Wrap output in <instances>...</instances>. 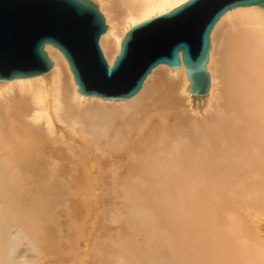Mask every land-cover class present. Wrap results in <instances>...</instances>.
Returning <instances> with one entry per match:
<instances>
[{
  "label": "bare ground",
  "instance_id": "6f19581e",
  "mask_svg": "<svg viewBox=\"0 0 264 264\" xmlns=\"http://www.w3.org/2000/svg\"><path fill=\"white\" fill-rule=\"evenodd\" d=\"M92 1L108 25L99 45L112 65L132 25L186 0ZM235 13L246 29L226 32L229 46L218 55L224 43L215 30ZM210 41L201 109L190 108L201 95L189 91L183 63L154 67L130 98L102 97L80 92L64 54L46 44L53 61L47 72L0 79V264H65L81 242L86 249L74 264H86L89 249L93 264H228L229 256L251 250L264 208L241 206L238 194L247 190L246 168L264 161V129L255 135L264 112H254L264 105L255 60L264 59V7L228 10ZM249 50L254 54L241 64L238 55ZM158 70L170 78L153 84ZM226 192L233 194L226 208L228 222L238 220L234 228L210 209ZM120 206L127 212L112 215ZM111 222L124 224L112 243L104 231L90 248L97 229ZM189 230L201 254L188 243ZM211 252H220L216 263ZM259 254L249 262H264V250Z\"/></svg>",
  "mask_w": 264,
  "mask_h": 264
},
{
  "label": "water",
  "instance_id": "95a60500",
  "mask_svg": "<svg viewBox=\"0 0 264 264\" xmlns=\"http://www.w3.org/2000/svg\"><path fill=\"white\" fill-rule=\"evenodd\" d=\"M250 5L264 7V0H186L132 25L110 65L99 45L108 25L98 3L0 0V79L47 72L53 61L45 45L51 44L64 54L82 93L130 98L157 65L183 63L189 91L203 95L212 28L228 10Z\"/></svg>",
  "mask_w": 264,
  "mask_h": 264
},
{
  "label": "rangeland",
  "instance_id": "374dc122",
  "mask_svg": "<svg viewBox=\"0 0 264 264\" xmlns=\"http://www.w3.org/2000/svg\"><path fill=\"white\" fill-rule=\"evenodd\" d=\"M96 3V2H95ZM246 11L247 10H239V12L237 11V14H239V15H241V14H244V13H246ZM102 13V12H101ZM237 14L235 13V14H231V15H229V16H227L225 19H223V21L220 23V25L219 26H217V29L215 30V37H216V40L219 42V44L218 45H220V44H222V42L224 43V45H221L219 48L217 47L216 48V52H217V54L219 53V54H221L222 52H223V50L224 49H226V47L225 46H229L228 45V43H226L225 41V39H224V35H226V32H230V33H232L233 35H236L237 33H241V31L243 32V30H241V29H244L245 28V26H243V25H239V23L236 21V18L235 17H237ZM238 15V16H239ZM235 19V20H234ZM232 21H234V23L232 22ZM236 21V22H235ZM244 27V28H243ZM246 29V28H245ZM225 33V34H224ZM239 33V34H240ZM227 36V35H226ZM225 36V37H226ZM225 41H224V40ZM242 40L244 41L243 42V44L245 43L246 44V39L244 38V36H243V38H242ZM217 42V43H218ZM221 47L223 48V50H222V52H221ZM221 53H220V52ZM216 54V55H217ZM218 54V55H219ZM254 54V51L253 50H249V51H247V53L246 52H244V53H242L241 55H238V57H237V60H241V64H243V62L242 61H245V64H247V61L248 60H246V59H248V58H250V57H252L251 55H253ZM218 55H217V57H218ZM256 60V68L258 69V71H257V75L259 76V78H261L262 77V79H264V59H262V58H257V59H255ZM244 64V65H245ZM158 66V65H157ZM156 66V67H157ZM155 67V68H156ZM157 72V73H156ZM155 75H153L152 76V79H151V82L154 84V83H159V82H165V81H167V78H170V76L167 74V73H165V71H163V70H158V71H155V73H154ZM154 79V80H153ZM169 80V79H168ZM264 91V88L263 89H261V90H259V91H257V94H261L262 92ZM206 95H201V96H198V97H195V98H192L191 99V107L190 108H192V109H201L202 107L201 106H203V104H205L204 103V101H205V97ZM206 102V101H205ZM197 106H200V107H197ZM254 112L255 113H258V114H260V113H262V112H264V105H262V106H259V107H256V109H254ZM264 128H261V130L260 129H258V130H256L255 131V135H258L262 130H263ZM259 158L261 159V160H264V154H262V155H260L259 156ZM246 170H247V176L245 177V179L243 180V185H244V187H246V189L247 190H242V191H240L239 193L240 194H238L239 195V197H241L240 198V200L239 201H241V202H243V203H240V205L241 206H243V204H245L244 205V207L245 206H254L255 208H258L259 206L260 207H262V209L264 208V161L261 163V162H259V163H253V164H251L250 166H248L247 168H246ZM112 182V181H111ZM236 185V183H232V185ZM249 187V188H248ZM230 195H231V193H222L220 196H219V199H217L216 201H214L213 202V204L211 205V207H210V209L212 210V212H213V214H215V215H221L225 220H226V222H228L230 219V217H231V213L229 214V212L228 211H230V212H232V210L231 209H227L226 208V204H227V202H229V201H227L228 199L229 200H232L231 198H232V196H233V194H232V196L230 197ZM230 197V198H229ZM239 197H238V199H239ZM235 198V197H234ZM243 201H242V200ZM250 199V200H249ZM213 206V207H212ZM259 207V208H260ZM255 208L253 209V207H252V209L254 210L253 212L256 214L257 212H255L256 210H255ZM117 209L118 210H120V214H118V212L119 211H117ZM112 210V211H111ZM110 211H111V213H112V215H115V214H117V215H115V216H118V215H120L119 217H121L122 215H121V213L123 214L124 212H127V209L124 207V206H120L119 208L118 207H112V209H111ZM228 210V211H227ZM258 210V209H257ZM262 211V210H261ZM114 213V214H113ZM104 215L106 216L107 215V212L106 213H104ZM227 215H228V218H227ZM256 215H260V213H257ZM115 216H113V217H115ZM225 216V217H224ZM230 216V217H229ZM106 217H108V216H106ZM245 217V216H244ZM243 217V218H244ZM99 218H101V216L99 217ZM227 218V219H226ZM243 218H241V219H239V220H241V221H246V217L243 219ZM229 219V220H228ZM264 221V220H263ZM262 221V222H263ZM230 222V221H229ZM228 222V225L226 226V227H228L229 226V228L230 227H233L234 228V225H235V227H236V224L238 223V220L237 221H235L234 223H229ZM232 222V221H231ZM230 224V225H229ZM124 226V224H121V222H111V223H109L108 225H106V226H104V227H100V228H98L97 229V231L93 234V236H92V238H91V246H89L90 248L92 247V244H94V242H97V240L96 239H98L99 240V238L100 237H102V236H106L107 235V238H108V241H109V243L111 244L112 243V241H113V239H114V235L116 234V232L120 229V228H122ZM111 227V228H110ZM263 228V229H262ZM262 228H261V230L259 231V233L258 234H256L254 231L252 232L253 234L251 235V240H250V246H252L251 247V250L250 251H243V253H240V250H239V254L237 253V255H235V256H229L228 257V264H251V262H249V258L248 257H251V255H253L252 257H255V256H257L260 252H262L263 250H264V225L262 226ZM232 229V228H231ZM113 230V231H112ZM101 231V232H100ZM107 232V233H105V232ZM113 233H112V232ZM103 232H104V234H103ZM257 232V231H256ZM103 235H102V234ZM255 233V234H254ZM192 234H193V231H191V230H189L188 232H187V236H188V243L193 247L192 249L194 250V253L195 254H201V250H203L202 249V246H201V244L199 243V242H197L196 241V239H194L193 237H192ZM97 235H99L98 237H97ZM102 235V236H101ZM109 235V236H108ZM96 236V237H95ZM109 237H111L110 239H109ZM252 237H254L253 238V240H252ZM94 239L96 240V241H94ZM237 239H238V242L240 241L239 239H241V236L239 235V233H237ZM243 239V238H242ZM93 240V241H92ZM242 241V240H241ZM217 242V241H216ZM216 242H210L209 244H207L208 246H211V247H213V249L214 248H218L216 245H217V243ZM252 242H254L255 244V248H253L254 247V245H253V243ZM240 244H241V242H239ZM252 243V244H251ZM216 244V245H215ZM256 244H258L259 246H257ZM219 246H220V243L218 244ZM263 246V247H262ZM79 247V248H78ZM239 247V246H238ZM75 248H78L76 251H74V253H77V256H75V257H71V256H69V258L66 260V262H65V264H74V263H77L78 261L77 260H80L81 258H82V256H83V253H84V250L86 249V247H85V244H84V242H81L77 247H76V245H75ZM85 248V249H84ZM84 249V250H83ZM240 249V248H239ZM81 250V251H80ZM262 250V251H261ZM95 251L94 250H91V249H89V255H91L90 256V258H88V261H87V263L86 264H93V253H94ZM259 252V253H258ZM79 253V254H78ZM260 255V254H259ZM220 252H215L214 254H213V252H211V256L209 255L208 256V259H210V260H215V263H216V260H217V258L219 257L220 258ZM218 258V259H219ZM258 258H260V256H258ZM207 259V260H208ZM255 259L258 261V259L255 257ZM76 260V261H75ZM210 260H208L209 262H210ZM90 261V262H89ZM71 262V263H70ZM89 262V263H88ZM259 262V261H258ZM210 263H214V262H210ZM258 264V263H257ZM259 264H264V262H260Z\"/></svg>",
  "mask_w": 264,
  "mask_h": 264
}]
</instances>
